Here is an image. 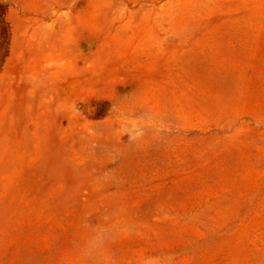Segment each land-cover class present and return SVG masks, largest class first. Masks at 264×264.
Masks as SVG:
<instances>
[{
  "label": "rangeland",
  "instance_id": "374dc122",
  "mask_svg": "<svg viewBox=\"0 0 264 264\" xmlns=\"http://www.w3.org/2000/svg\"><path fill=\"white\" fill-rule=\"evenodd\" d=\"M0 264H264V0H0Z\"/></svg>",
  "mask_w": 264,
  "mask_h": 264
}]
</instances>
